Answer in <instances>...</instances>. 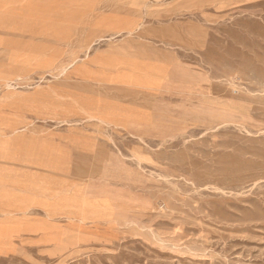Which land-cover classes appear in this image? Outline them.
Segmentation results:
<instances>
[{
    "label": "rangeland",
    "instance_id": "1",
    "mask_svg": "<svg viewBox=\"0 0 264 264\" xmlns=\"http://www.w3.org/2000/svg\"><path fill=\"white\" fill-rule=\"evenodd\" d=\"M243 1L0 0L4 35L60 33L43 21L179 25L140 51L135 35L111 39L109 61L158 86L107 88L126 112L107 132L109 168L70 171L49 241L0 249V264H264V0ZM42 44L27 64H42Z\"/></svg>",
    "mask_w": 264,
    "mask_h": 264
},
{
    "label": "crops",
    "instance_id": "2",
    "mask_svg": "<svg viewBox=\"0 0 264 264\" xmlns=\"http://www.w3.org/2000/svg\"><path fill=\"white\" fill-rule=\"evenodd\" d=\"M256 1L243 2L250 6ZM43 25H57L60 33L53 35L48 29L36 38L0 31V249L5 250L38 248L49 241V219L68 215L70 171L109 168L107 132L123 126L116 122L123 121L126 112L108 97L107 88L124 83L149 90L158 86L156 75L122 74L124 67L109 61L115 56L109 54L111 39L135 35L127 46L140 51L149 39L179 26L174 21H43ZM73 25L84 28L67 34L65 26ZM98 26H105L103 36L97 33ZM52 36L55 39L50 40ZM67 36L73 41L69 47ZM98 39L105 41L98 46ZM35 41L45 46L41 65L27 64ZM22 61L26 64H18Z\"/></svg>",
    "mask_w": 264,
    "mask_h": 264
}]
</instances>
